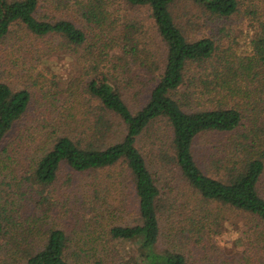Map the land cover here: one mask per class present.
Instances as JSON below:
<instances>
[{
    "label": "trees",
    "instance_id": "16d2710c",
    "mask_svg": "<svg viewBox=\"0 0 264 264\" xmlns=\"http://www.w3.org/2000/svg\"><path fill=\"white\" fill-rule=\"evenodd\" d=\"M175 1L0 0V45L10 34L23 31L39 39L60 40V47L67 51L87 47L88 52L99 53L95 58L97 63L104 62L111 52L121 48L125 59H135L149 76H155L148 100L135 110L128 106L105 73L97 71L96 78L80 88L83 93L78 90L80 95L70 88L75 113L69 118H74L80 110L85 121H90V114L92 121L85 126L83 137L56 139L52 149L30 166L31 173L26 180L38 188L54 184L63 164L74 172L104 178V182L93 187L100 201L105 186L110 191L120 188L123 177L132 181L138 207L135 220L132 224L107 225L104 214H110L112 206L106 204L99 208V199L89 204L99 228L95 240L85 243L76 253L75 264H186L183 254L160 249L161 193L137 147L138 139L159 119L167 120L172 128L174 160L189 186L203 200L250 214L264 222V196L260 193L264 144L259 138L242 146L239 162L224 166L219 179L201 170L193 152L201 134L231 133L241 126L244 112L242 108L230 107L229 100L245 96L241 82L264 83V28L253 42L251 56L240 58L235 67L226 63V71L222 68L220 73L215 72L211 81L202 77L199 86L191 88L194 86H187L193 82L188 79L191 67H202L212 61L217 46L208 38L197 41L186 38L171 12ZM191 1L212 16L229 18L239 11L243 0ZM117 3L130 9H148L166 47L163 71L158 61L140 48L144 27L135 20L117 16ZM116 67L117 62L113 65ZM30 101L28 91H14L0 82V150L28 111ZM113 119L124 128L121 139L115 135ZM11 145L3 149V158H12L7 151ZM16 146L22 147L20 143ZM205 217L209 220L214 216ZM10 233L8 224L0 216V243H4ZM42 236L41 249L27 240L14 241L5 264H73L66 258L70 241L63 230L52 229Z\"/></svg>",
    "mask_w": 264,
    "mask_h": 264
},
{
    "label": "rangeland",
    "instance_id": "374dc122",
    "mask_svg": "<svg viewBox=\"0 0 264 264\" xmlns=\"http://www.w3.org/2000/svg\"><path fill=\"white\" fill-rule=\"evenodd\" d=\"M117 7V16L135 20L144 27L140 48L147 50L163 71L166 47L148 9H130L120 3ZM171 12L189 41L208 38L217 46L212 61L202 67H191L188 79L193 82L187 83L194 86L191 88L199 86L202 77L211 81L215 72L220 73L222 68L226 71V63L235 67L240 58L251 56L253 42L264 28V0H243L239 11L229 18L212 16L191 0H176ZM18 32L10 34L0 45V82L14 91H28L31 101L0 150V216L11 232L0 243V264L6 263L14 241L27 240L41 249L42 235L52 229L66 233L70 241L66 258L75 264V255L81 247L95 240L99 226L89 204L100 198L94 195L93 187L104 182V178L74 172L63 164L54 184L38 188L26 180L31 173L30 166L52 149L56 139L83 137L85 126L92 121L91 114L89 123L85 121L80 110L74 118H69L75 113L70 88L83 93L80 88L96 78L97 71L105 73L128 106L135 110L148 100L155 76H149L135 59H125L121 48L111 52L104 62L97 63L95 58L99 53L88 52L87 47L67 51L60 47V40L39 39ZM116 62L118 67L113 68ZM263 85L258 81L241 82L248 95L229 100L230 107L242 108L244 112L236 131L205 132L196 139L194 156L206 175L221 178L224 166L239 162L243 145L252 144L255 138L264 144ZM113 122L115 135L121 139L124 128L114 119ZM172 138L168 121L159 119L137 142L161 193L160 249L183 254L186 264H264V222L203 200L176 164ZM17 143L22 147L16 146ZM10 144L7 151L12 158H3V149ZM260 193L264 196V178ZM106 204L112 206L111 213L104 214L107 225L132 224L138 211L132 181L123 177L120 188L110 191L105 186L98 207ZM207 214L214 217L206 220Z\"/></svg>",
    "mask_w": 264,
    "mask_h": 264
}]
</instances>
